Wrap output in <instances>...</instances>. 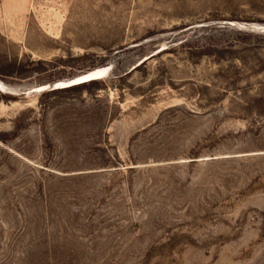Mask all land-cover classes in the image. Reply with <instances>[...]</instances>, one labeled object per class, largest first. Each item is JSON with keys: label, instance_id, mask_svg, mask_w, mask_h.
Instances as JSON below:
<instances>
[{"label": "rangeland", "instance_id": "1", "mask_svg": "<svg viewBox=\"0 0 264 264\" xmlns=\"http://www.w3.org/2000/svg\"><path fill=\"white\" fill-rule=\"evenodd\" d=\"M0 85V264H264V0H0Z\"/></svg>", "mask_w": 264, "mask_h": 264}, {"label": "bare ground", "instance_id": "2", "mask_svg": "<svg viewBox=\"0 0 264 264\" xmlns=\"http://www.w3.org/2000/svg\"><path fill=\"white\" fill-rule=\"evenodd\" d=\"M102 67H104V66H102ZM105 71H106V69L105 68H95V69H93V70H91V71H89L87 74H85L84 76H82V78H84L85 77V80H83V81H80V82H76V81H74V80H72V81H74V82H72L71 80H70V83H68V85L67 86H69V85H73L74 83H81V82H86V81H90V80H93V79H99V78H101L102 77V75L105 73ZM81 80V79H80ZM0 89L1 90H3L2 88H1V85H0ZM31 90V89H30ZM4 91V90H3ZM13 91H15V90H13ZM27 91H29V90H27ZM27 91H25V92H27ZM8 92H10V91H8ZM11 93V92H10Z\"/></svg>", "mask_w": 264, "mask_h": 264}, {"label": "trees", "instance_id": "3", "mask_svg": "<svg viewBox=\"0 0 264 264\" xmlns=\"http://www.w3.org/2000/svg\"><path fill=\"white\" fill-rule=\"evenodd\" d=\"M99 81V80H103V78H99V79H93V80H90V81H86V82H95V81ZM86 82H83V83H86ZM79 84V83H78ZM80 84H82V83H80ZM73 85H75V84H73ZM67 87V86H66ZM0 91H3V90H1L0 89ZM6 93H9V92H6Z\"/></svg>", "mask_w": 264, "mask_h": 264}, {"label": "water", "instance_id": "4", "mask_svg": "<svg viewBox=\"0 0 264 264\" xmlns=\"http://www.w3.org/2000/svg\"><path fill=\"white\" fill-rule=\"evenodd\" d=\"M81 83H83V82H81ZM74 84H76V83H74ZM78 84V83H77ZM72 85V84H71ZM55 85H53V87H54ZM33 87H31V88H28L27 90H30V89H32ZM27 90H24L23 92H25V91H27Z\"/></svg>", "mask_w": 264, "mask_h": 264}]
</instances>
